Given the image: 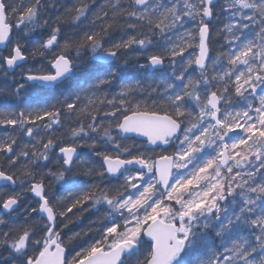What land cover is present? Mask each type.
Instances as JSON below:
<instances>
[{"label": "snow or ice", "instance_id": "snow-or-ice-1", "mask_svg": "<svg viewBox=\"0 0 264 264\" xmlns=\"http://www.w3.org/2000/svg\"><path fill=\"white\" fill-rule=\"evenodd\" d=\"M0 264H264V0H0Z\"/></svg>", "mask_w": 264, "mask_h": 264}, {"label": "trees", "instance_id": "trees-1", "mask_svg": "<svg viewBox=\"0 0 264 264\" xmlns=\"http://www.w3.org/2000/svg\"><path fill=\"white\" fill-rule=\"evenodd\" d=\"M87 224H88V220H84L83 224H78V225H75V226L70 225V228H72L73 231H78L80 228L86 227Z\"/></svg>", "mask_w": 264, "mask_h": 264}]
</instances>
